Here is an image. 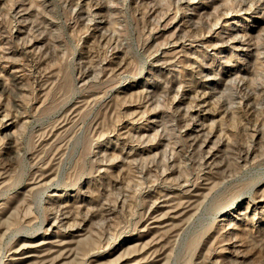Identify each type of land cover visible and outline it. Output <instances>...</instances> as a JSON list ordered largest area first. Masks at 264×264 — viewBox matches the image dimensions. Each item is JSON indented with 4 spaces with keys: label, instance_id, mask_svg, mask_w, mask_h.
<instances>
[{
    "label": "rangeland",
    "instance_id": "374dc122",
    "mask_svg": "<svg viewBox=\"0 0 264 264\" xmlns=\"http://www.w3.org/2000/svg\"><path fill=\"white\" fill-rule=\"evenodd\" d=\"M0 264H264V0H0Z\"/></svg>",
    "mask_w": 264,
    "mask_h": 264
}]
</instances>
